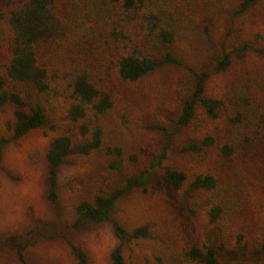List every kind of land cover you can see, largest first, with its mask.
<instances>
[{
	"label": "rangeland",
	"instance_id": "374dc122",
	"mask_svg": "<svg viewBox=\"0 0 264 264\" xmlns=\"http://www.w3.org/2000/svg\"><path fill=\"white\" fill-rule=\"evenodd\" d=\"M241 0H193L178 5L163 3L171 18L168 26L176 33L177 55L187 68L163 67L138 83H127L114 77L116 107L102 120L105 147L119 145L126 150L123 159L108 158L104 153L84 155L83 138L68 118L61 101L45 103L34 91L23 95L31 106L42 104L47 115L45 126L20 139L10 130L15 121L12 105L0 107V264H22L11 243L25 245L28 264H77L70 243L82 246L91 264H111V252L120 244L112 223L132 229L150 226L149 239L124 246L127 264H196L186 257L194 244H208L217 249L227 264H261L253 257H230L221 249H235L242 232L251 244L264 241V173L262 154L247 161L230 162L216 148L191 152L184 145L203 143L206 136L220 138L226 131V116L208 118L202 112L189 127L177 124L183 101L195 83L194 71H210L206 96L230 104L233 95L251 77L264 71V58L255 48H264V0L255 1L246 11L237 13ZM244 42L253 48L234 55L227 72L216 71L223 47L235 49ZM226 115V114H225ZM167 129L169 137L153 127ZM69 134L74 152L61 166L58 176L57 201L49 198L46 155L51 141ZM264 153V144L257 148ZM254 150L255 151L257 150ZM139 155V164L128 161L129 154ZM164 156L162 169L144 187L133 188L121 197L103 223L87 221L79 228L76 206L91 201L98 194L127 189V180L138 176L147 161ZM119 163L121 169L111 168ZM163 167L185 171L190 183L199 174H215L222 181L245 182L237 171H248L252 184L246 210L233 221L213 224L208 217L205 192H187L188 185L175 190L162 180ZM255 188V189H254Z\"/></svg>",
	"mask_w": 264,
	"mask_h": 264
},
{
	"label": "trees",
	"instance_id": "16d2710c",
	"mask_svg": "<svg viewBox=\"0 0 264 264\" xmlns=\"http://www.w3.org/2000/svg\"><path fill=\"white\" fill-rule=\"evenodd\" d=\"M178 5L193 0H172ZM257 0H241L235 4L237 13L246 11ZM167 0H0V107L12 105L15 121L10 126L13 139H20L43 128L47 115L42 104L30 106L23 95L36 92L45 103L61 101L68 118L85 138L81 153H104L108 158L123 159L126 150L119 145L105 147L102 120L116 107L114 77L127 83H138L163 67L187 68L176 52L178 38L168 26L171 18L163 3ZM249 42L227 50L223 47L217 60L216 71L227 72L236 54L252 49ZM264 58V48H255ZM210 71H194L195 83L177 124L189 127L199 112L208 118L226 116L225 133L217 138L206 136L203 143L192 141L184 145L191 152L216 148L219 155L230 162H238L264 153L257 148L264 144V71L251 77L233 95L230 104L206 96ZM226 114V115H225ZM169 137L162 126L153 127ZM257 149L254 153V150ZM74 152L71 135L55 137L46 155L48 164L49 198L57 201L58 176L61 166ZM165 157L152 159L139 168L138 176L127 180V189L98 194L93 200H83L76 206V223L79 228L91 221L110 220L116 202L133 188L144 187L162 169ZM139 155H128L132 165L139 164ZM114 170L121 169L112 163ZM237 171L245 182H228L215 174H199L188 183V174L180 169L163 167L162 180L175 190L187 187V192L207 194L208 217L213 224L233 221L247 207L254 180L248 171ZM264 167L259 168V176ZM264 181L260 182V187ZM255 189V188H254ZM120 244L111 252V264H127L125 244L149 239L150 226L132 229L119 222L112 223ZM11 239L22 264H28L25 245ZM77 264H91L89 253L77 243H70ZM221 249L230 257H253L264 264V241L251 244L246 234L237 235L235 249ZM196 264H227L217 249L208 244H194L185 254Z\"/></svg>",
	"mask_w": 264,
	"mask_h": 264
}]
</instances>
